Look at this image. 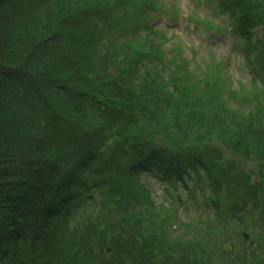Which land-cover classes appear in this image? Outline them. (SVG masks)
I'll list each match as a JSON object with an SVG mask.
<instances>
[{"label":"trees","instance_id":"obj_1","mask_svg":"<svg viewBox=\"0 0 264 264\" xmlns=\"http://www.w3.org/2000/svg\"><path fill=\"white\" fill-rule=\"evenodd\" d=\"M217 2L242 34L246 59L254 56L253 80L264 88V35L251 34L264 29L261 8L250 0ZM147 13L129 0H0V264H264V252L218 263L200 253L206 241L171 229L181 227L177 218L151 214L156 201L145 172H162L170 186L191 183L189 193L208 191L207 204L217 209L236 198L241 211L249 201L264 215L253 200L238 205L240 188L261 203L264 184L250 192L239 162L215 169L211 156L181 147L161 116L170 112L172 129L187 131L214 120L230 125L235 156L252 160L264 146V106L231 109L225 90L212 86L211 69L193 73L183 53L161 48ZM161 66L170 71L168 89ZM253 162L263 165L264 156ZM90 167L100 172L93 181L83 177ZM89 209L97 220L87 218ZM112 209L131 227L116 237Z\"/></svg>","mask_w":264,"mask_h":264},{"label":"rangeland","instance_id":"obj_2","mask_svg":"<svg viewBox=\"0 0 264 264\" xmlns=\"http://www.w3.org/2000/svg\"><path fill=\"white\" fill-rule=\"evenodd\" d=\"M129 1L137 8L145 9L147 7L149 9L146 19H148L150 23L148 25L152 30L157 31L158 34L155 35V39L158 43H161V48L163 46L165 50H169L171 47L174 50H179L180 54L183 53L191 65L193 73L200 75L201 71H205L207 68L212 70L215 74L212 79L217 81H213L212 86L222 87L225 90L222 94V100L226 101L231 109L239 108L242 105L245 106L242 107L243 109L248 107L249 111L253 112V109L264 106V88L260 83L255 85L252 82V75L247 61L241 55L239 49L236 48V44H242L241 38L237 37L233 30L228 27V22H226L228 17L223 15L217 6L212 4L211 0ZM250 1L253 6L258 5L264 14V0ZM137 19L138 21L143 20L139 17ZM251 32L254 39L256 36L263 39L264 29L260 25H257ZM161 33L163 37H161ZM252 58L254 59V56ZM208 65L209 67H207ZM175 68L177 69V66L173 65L172 69ZM169 74V69L161 66V75H163L161 77L164 81V87L162 88L168 89L166 82ZM230 93L234 96L229 97ZM244 98H246L245 101ZM161 116H166L164 121L170 125V132L178 136L176 143L182 144L181 147H190L197 150L199 155L211 156L209 162L215 169L223 164L225 170H230L234 163L239 162L242 169H244V180L246 181L248 178L252 182L248 187L250 192L253 191L256 194L259 186L264 184V164L258 165L253 162L256 155L261 156V158L264 156V146L262 148V144L257 154L253 155L252 160L246 159V153H244L242 160L235 156L234 130L230 125L222 127L214 120L205 129L187 131L179 128L172 129L174 122L170 112H161ZM181 119L183 121L179 123L186 126L184 122L187 119L183 117ZM223 119L226 120L227 118L223 116ZM228 127L232 129V133L228 132ZM162 147L168 148V150L171 149V146L162 145ZM216 158H220L222 161H218ZM219 172L224 173L222 170ZM99 174L100 172L96 174L94 167H90L83 172V177L93 181ZM146 181L153 192L152 197L156 201L155 209H151V214H161L163 218L169 215L171 220L177 218L181 227L178 228L172 224L171 229L177 234H183V237L193 238L196 236L199 240L206 241L204 247L200 250V253L204 256H211L218 263H222L223 258L234 259L235 261L238 256L245 253L257 258L264 252V215H262L259 208L253 209L254 203L247 201L246 208L241 211L236 207L237 199L235 198L228 202L223 201L217 209L211 203L207 204L208 191L203 197L200 190L194 188L186 194V189L182 184L176 189L169 188V190H166L167 186H162L155 177H149ZM239 185L240 178L233 186L237 192ZM239 191L238 200L241 203L238 205H242L246 200H253L261 206L264 205V196L261 197V203H259V199L245 197L246 188H240ZM179 196L182 201L181 205L177 203V197ZM89 198L84 200L88 201V204L91 203V199L94 200L91 195ZM81 202L83 201L81 200ZM108 208H104V212ZM141 209L145 215L148 214V208L143 207ZM97 214H99L97 210L89 209L87 218L92 219L95 217L97 220L99 217ZM103 216L104 213L100 217L101 220ZM108 221L110 233L114 237L117 236L119 230L131 228L125 226L130 223L119 210L112 209ZM95 222L92 224H95ZM155 225L161 233V226ZM241 232L251 235L257 245L254 248L255 253L253 251V254H251L252 252L248 251V248L243 249L244 245L240 238ZM110 233L105 236L108 243L111 240ZM211 243L214 244V247L209 249L208 246ZM225 246H229L230 250L224 255ZM109 248L114 250V244L111 243L104 250ZM235 264L242 263L237 261Z\"/></svg>","mask_w":264,"mask_h":264},{"label":"water","instance_id":"obj_3","mask_svg":"<svg viewBox=\"0 0 264 264\" xmlns=\"http://www.w3.org/2000/svg\"><path fill=\"white\" fill-rule=\"evenodd\" d=\"M244 239H245V243H247L248 240H249V236L248 235H244Z\"/></svg>","mask_w":264,"mask_h":264}]
</instances>
